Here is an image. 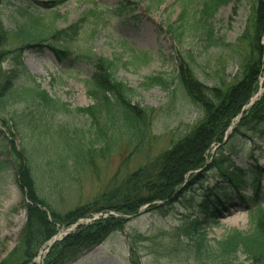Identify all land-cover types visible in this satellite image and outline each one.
Segmentation results:
<instances>
[{"label":"rangeland","instance_id":"1","mask_svg":"<svg viewBox=\"0 0 264 264\" xmlns=\"http://www.w3.org/2000/svg\"><path fill=\"white\" fill-rule=\"evenodd\" d=\"M123 1L126 9L133 10L130 19L113 13ZM183 2L0 1V21L7 31L6 49L10 52L2 69H12V60L20 55V49L28 77L21 76L19 86L38 85L71 111L48 108L20 95L9 100L0 112V162L9 163L6 167L0 165V264L14 258L12 253L20 246L26 223V210L20 206L21 192L10 164L9 141L13 140L19 151L26 153L48 201L65 214L109 189L116 179L120 181L138 169L152 170L157 158L204 120V111L190 100L179 80L185 64L190 65L197 79L210 90H225L243 82L244 60L249 55V41L243 42V36L252 33L257 0H232L220 8L211 22L216 39L210 47L194 27L188 26L186 32L184 29L180 40L170 28L179 24ZM197 8L198 2L187 8V12L193 16ZM35 19L43 22L45 33L52 28L61 31L79 25L78 36L64 44L68 52L65 58L61 60L47 46L51 44L49 41L40 46L19 39V27L30 25V20ZM88 48L97 59L116 64L115 78L133 91V105L150 109V132L141 146L139 141L124 135L121 127L108 131L104 140L97 139L91 119L77 112L94 103L87 81L96 73L95 67L89 60L79 58ZM261 101H264V71L258 78L254 96L225 132L223 142L229 144L221 147L213 144L207 153L206 167L211 170L215 160L228 162L230 171L240 168L248 172V179L259 178L263 188L264 175L256 174L255 170H264V124L258 126L256 134L241 126L248 115L245 113ZM239 125L238 133L230 140ZM107 144L111 145L110 149ZM78 146L85 150L80 158ZM90 146L94 149L93 158L86 152ZM204 174H208L206 181L192 186L178 198V203L167 207L165 215L149 211L146 205L134 216L104 211L81 218L70 227L58 226L57 235L32 264H44L49 249L79 227L108 217L126 220L122 230L71 264H132V254L139 264H254V254L263 251L262 247L251 248L248 254L221 257L222 254L215 253L210 257L198 254V248L185 234L191 217L199 216L195 208L218 184L223 189H218L219 201L213 207L216 218L203 232L212 248L231 230L243 233L251 230L250 203L242 198L252 199L255 191L231 190L216 170ZM52 176L55 180H51ZM260 198L264 208V189ZM156 204L163 206L161 202Z\"/></svg>","mask_w":264,"mask_h":264},{"label":"trees","instance_id":"2","mask_svg":"<svg viewBox=\"0 0 264 264\" xmlns=\"http://www.w3.org/2000/svg\"><path fill=\"white\" fill-rule=\"evenodd\" d=\"M4 1V0H0ZM232 0H184L180 13L179 24L170 25L172 31L178 35L179 40L186 32L187 27H194L201 35L202 41L211 46L215 42L212 20L218 10L228 5ZM198 2V8L191 16L187 12L192 4ZM124 1L113 13L130 19L132 9L128 10ZM132 10V11H131ZM187 18V19H186ZM193 21V23L191 22ZM185 29V32H184ZM80 27L78 24L61 31L52 30L45 33V27L40 19L30 20V25L19 27V39L23 42H36L42 45L46 41L51 43L49 48L55 51L62 60L68 54L64 44L78 36ZM7 31L0 21V112L6 107L9 100H16L20 95L37 101L40 105L59 109L65 113H71L65 105L55 101L47 93L40 90L38 85L33 88H21L19 80L21 76L28 77V71L22 62V52L12 60V69L3 70L2 65L7 59L6 41ZM249 41V55L245 57L244 80L225 90L208 89L196 77L190 65L185 64V69L179 75L185 93L190 100L200 106L205 113V118L186 136L179 139L168 151L164 152L154 162L152 170L138 169L125 178L116 179L109 189L98 193L92 200L84 205L68 211L65 214L57 211L48 201L44 187L40 186L36 176V168L24 151H19L14 141H9L10 164L15 172V181L21 192V207L26 210V223L22 230L20 246L13 253L11 260H5L2 264H32L39 256L41 250L57 235L58 226L70 227L79 219L104 211H114L126 216H134L139 210L148 205L149 211L165 215L167 207L178 203L180 196L190 190L192 186L203 184L208 174L216 170L224 178V184L233 191L254 190L252 199L244 197V202L250 203L248 212L251 218V230L243 233L237 230L229 231L225 238L215 243L212 248L206 238L204 228L209 222H214L215 202L219 201L218 189H223L221 184L215 186L211 192L195 209L199 216H192L191 221L185 227V234L196 245L197 253L207 256L222 254L234 256L247 253L251 248H263V251L254 254V264H264V208L260 203L262 183L257 177L248 179V172L235 168L230 171L228 162L215 160L213 168L206 167L207 153L213 144L227 146L223 142L224 135L232 120L236 118L242 109L250 102L256 91V83L261 72L264 71V0H257L254 14L252 33H245L243 42ZM61 45V46H55ZM63 48V49H62ZM22 50V49H21ZM80 60H89L95 67L96 73L87 81L89 95L93 98L91 107L80 109V114L91 119L95 128L97 139L104 140L107 132L121 127L124 135L130 140L143 144L150 132V116L148 110L138 105H133V91L127 85L116 80L113 61L97 59L92 55L90 48L83 50ZM241 126L248 127L251 134H256L258 126L264 124V101L257 103L249 112ZM240 125L236 128L232 140L238 133ZM141 140V141H140ZM110 149L111 145L107 144ZM219 147V148H220ZM93 146L86 148V152L93 158L91 152ZM92 149V150H91ZM77 157L84 154L80 146L76 148ZM104 152V151H102ZM84 157V155H82ZM9 163L0 162L3 167ZM198 169H203L195 174ZM256 174H263L264 170H255ZM261 174V175H262ZM205 175V177H204ZM51 180H55L54 176ZM258 180V182H257ZM109 190V191H108ZM161 202L163 206L156 203ZM126 220L123 218L108 217L95 221L88 226H81L76 232L70 234L63 241L55 243L47 254L44 264H71L76 262L84 253L102 244L111 234L122 230ZM196 229V231H195ZM132 264L137 263L132 254ZM259 260V261H258Z\"/></svg>","mask_w":264,"mask_h":264}]
</instances>
